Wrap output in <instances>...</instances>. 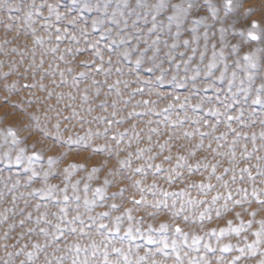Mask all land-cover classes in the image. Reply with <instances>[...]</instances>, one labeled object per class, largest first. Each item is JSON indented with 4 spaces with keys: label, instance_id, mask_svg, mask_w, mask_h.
I'll use <instances>...</instances> for the list:
<instances>
[{
    "label": "rangeland",
    "instance_id": "374dc122",
    "mask_svg": "<svg viewBox=\"0 0 264 264\" xmlns=\"http://www.w3.org/2000/svg\"><path fill=\"white\" fill-rule=\"evenodd\" d=\"M28 11L32 17L26 21ZM169 16L174 19L169 21ZM94 19L102 21L95 28ZM153 23L156 27L149 32ZM157 38L156 63L163 61L161 66L168 70L163 83L155 80L158 69L145 71L149 63L135 68L138 52L130 58L119 55L150 46ZM210 62L215 65L211 71ZM173 76L176 81L170 82ZM262 85L264 0H233L227 14L224 0H0V264H104L105 251L107 259L118 264H125V255L131 264L139 257H145L140 264H261L264 233H255L264 221V204L258 202L264 201V175L257 167L264 170ZM160 144L165 145L163 151ZM149 148L137 154V149ZM178 155L186 157L183 167H177ZM198 162L199 170L190 172L188 165ZM69 164L82 167L70 169L65 180ZM212 164L217 167L210 175ZM156 165L161 171L155 172ZM245 167L248 172L242 173ZM225 168L234 171L225 173ZM200 184L213 187L201 189ZM165 191L177 195L164 197ZM229 194V210L217 216L216 209ZM214 196L219 197L215 204ZM142 198L147 203H135ZM161 199L168 207H153ZM182 202L183 211L177 215ZM228 221L232 227L243 221L244 227L239 234H220ZM161 224L168 225L166 231H158ZM176 226L187 234L186 241L175 233ZM114 228L119 231H110ZM194 236L200 237L196 245ZM224 245L230 246L228 251Z\"/></svg>",
    "mask_w": 264,
    "mask_h": 264
},
{
    "label": "snow or ice",
    "instance_id": "6c2138e0",
    "mask_svg": "<svg viewBox=\"0 0 264 264\" xmlns=\"http://www.w3.org/2000/svg\"><path fill=\"white\" fill-rule=\"evenodd\" d=\"M232 5H233V0H224V9H225V13H226V14H227L229 11H231V9H232ZM105 7H106V6H105ZM172 7H173V8H178L179 5H173ZM189 7H192V5L189 4ZM48 8H49V13H51V12L53 11V6H52V5H49ZM17 10H19V9H17ZM210 10L213 12V15L215 16V10H213V9H210ZM248 11H251V9H249ZM246 14H247V13H246ZM31 17H32V12H31V11L26 12V14H25V20H26V21H27V20H30ZM60 18H61V15H60V14H57V20H59ZM173 19H174L173 16H169V17H168V20H169V21H171V20H173ZM153 21H155V16H153ZM101 22H102V21H97V20L94 19L93 22H92V25H93V27L95 28V27L97 26V24H98V23H101ZM69 23H70V24H71V23H75V20H71V21H69ZM196 23H198V21H193V24H196ZM155 27H156V25H155V23H153L152 28H150L148 31H149V32H152V31L155 29ZM256 27H257L256 23L253 22V24H252V28H256ZM191 30H192L193 32L196 31V29H195L194 27H193ZM57 31L59 32L60 30L57 29ZM65 31H67V30L65 29ZM221 31L223 32V29H221ZM241 34H242V33H241ZM174 35H177V36H178L179 33L177 32V33H175ZM249 35L252 36L253 39H256V37L252 34L251 31H249ZM36 39L39 40V38H36ZM60 39H61V37H60V36H57V40H60ZM72 39H75V37L73 36ZM193 39H196V37L194 36ZM121 42H124L123 39H122ZM158 43H159V38H157V39H155V40H152V41H151V45H150V46H146V47L143 48V49H136V48H133L132 50H125V51L119 53V55L122 56V57H125V58H130L131 55L133 54V51L138 52V54L136 55V59L133 61L134 65H135V68H136V69H139V68H141V67L143 66V64H144L145 62L149 63L150 66H149L147 69H145V71H146L147 73L151 74V73H154V72L158 69L159 72H160V74H159L158 76H155V80H156L157 82H161V83H163V82L165 81V76H166V73H167L168 70L165 69V68H163V67L161 66L162 63H163V61H160V63H156L157 54L159 53V48H156V47H153V46H155V45L158 44ZM183 43H184L185 45H187V44L189 43V41H188V40H185ZM145 44L147 45V44H148V41H145ZM170 47L175 48L176 45L173 44V45H171ZM150 50L152 51V55H151V56H148L147 54H148V52H149ZM51 51L55 52L56 49L53 48V49H51ZM69 51H70V49H69ZM98 54H99V53H97V55H98ZM214 55H215V54H214ZM171 58H172V57L169 55V60H171ZM61 59H63V57H61ZM214 66H215L214 63H213V62H210V63L208 64V66H207V67H208V70L211 71V69H212ZM178 67H179V65H177V68H178ZM69 71H71V70L69 69ZM118 71H119V69H118ZM206 74H207V73H206ZM5 75H7V74H5ZM79 75H80V76H83L84 73H80ZM233 75H235V74L233 73ZM61 76H63V73H61ZM220 78H221V79L223 78V73H221V77H220ZM74 79H75V78H74ZM193 79H194V77H193ZM175 81H176V77L173 76V77L171 78V81H170V82H175ZM144 82H145V83H148L149 81H144ZM117 83H119V81H117ZM229 85H231V81H229ZM5 87H8V86L6 85ZM110 87H111V86H110ZM261 87H264V85H262ZM135 91H142V89H137V90H135ZM83 99L87 100V97L85 96V97H83ZM258 99H259V97L257 98V100H258ZM138 103H140V102H138ZM143 103L146 104V103H148V101H143ZM101 106H103V105H101ZM113 107H115V104H113ZM195 107H199V105H196ZM134 114H136V113H129L130 116H131V115H134ZM112 115L115 116L116 113L113 112ZM227 119H228V120H232V119H234V117H228ZM109 123H111V121H109ZM204 123L207 124L208 122L205 121ZM212 127H213V129H214V128H215V125H213ZM8 131H9V135L13 136V141H12V142H13V143H16L17 141H16V139H15V133L12 131V129H9ZM150 131H151V132H156L157 130H156V129H151ZM121 135H123V133H122ZM185 135H191V133H185ZM200 135H201V136H204V135H206V133H200ZM222 135H225V134H222ZM239 135H240V134L237 133V136H239ZM261 135H262V137H264V133H262ZM79 139H83V138H79ZM149 139H151V137H149ZM217 139H219V138H217ZM253 139H255V137H253ZM67 143H70V144L73 143L71 137L68 138ZM233 143H235V141H233ZM201 146H202V141H201L200 144L196 145L197 148H199V147H201ZM159 147H160L161 151H163L164 148H165V145H164V144H160ZM209 147H210V145H209ZM101 150H102V149H101ZM146 150L150 151V148H149V149H137V154L139 155L140 153H143V152L146 151ZM21 151H23V150H21ZM215 151H216V150L213 149V152H215ZM33 155H35V153H33ZM189 155H194V152H189ZM221 155H223V154L221 153ZM243 155L247 156V155H249V154H248L247 152H245ZM129 156H131V153H129ZM149 159H152V157H149ZM165 159H166V160L171 159V156H166ZM231 159H232V160L235 159V152H232V153H231ZM257 159H260V158L258 157ZM48 162H49V165H51V164L53 163V158H52V157H49V161H48ZM184 162H186V157H185V156H180V155H178V156H177V167H183V166H184ZM120 163H121V165H123V164L125 163V161H121ZM77 167H82V166H80V165H76V164H69V165L64 169L65 180H67L68 176L71 175L70 169H75V168H77ZM152 167H153V166H152L151 164L148 165V168L151 169ZM200 167H201V165H200V163L198 162L196 165H188V170L191 172V171L193 170V168L199 170ZM203 167H204L205 169H207V168L209 167V165L205 163V164H203ZM216 167H217L216 164H212V165H211V173H210V175L215 174V172H216ZM257 167H258V174H260V175H264V170H259V166H257ZM230 170H233V171H234V169L225 168V169H224V172L227 173V172L230 171ZM92 171L95 172V171H98V169L93 168ZM134 171H135V172H142V171H144V169H143V168H136V169H134ZM159 171H161V167H160V165H156V166H155V172H159ZM172 171H175V169H172ZM240 171H241L242 173H243V172H248V168H247V167L242 168V169H240ZM33 175H36V174L33 173ZM176 175L178 176V175H180V174H179V173H176ZM47 176H48V173L46 172V173H45V179L47 178ZM31 178H32V177H29V179H31ZM168 179H169V181H171V180L173 179V177H172V176H169ZM216 179H217V180H221V179H222V176H216ZM232 179H233V181H235V179H236L235 175H233ZM249 179H253L251 173H249ZM108 183H109V181H108V180H105V184H108ZM139 183H140L139 181H136V184H137V185H139ZM55 187H56V185H49V186H48L49 189H53V188H55ZM85 187H87V186H85ZM154 187H155V185L153 184V185L149 188V190H151V188H154ZM198 187L201 188V189H204V188H211V187H213V185H211V184H207V185H205V184H200V185H198ZM224 187L227 188V182H225ZM73 189L75 190V185H73ZM41 191H43V190H42V189H34V192H37V193H38V192H41ZM62 191H63V190H62ZM100 191H101V189H99V188L96 189V192H97V193H99ZM141 191H143V189H141ZM238 191H242V190L238 189ZM122 192H123V189H121V193H122ZM162 194H163L164 197L177 195L176 193H170V192H166V191L163 192ZM183 194H184L183 191H181V193H179V195H181V196H182ZM113 195L115 196L116 193H113ZM252 196H253V197H256V196H257V192H256L255 190H253V192H252ZM218 198H219L218 196H214V197L212 198V203L215 204ZM14 199H15V198H14ZM224 199H225L226 203H225L224 205H222L221 208H217V209H216V215H217V216H220V214H221V210H223V211H228V210H229V209H228V205H227V201H228V200H231V195L229 194L228 196L224 197ZM67 200H68V197H67V196H64V201L66 202ZM258 202L261 203V204H264V201H258ZM85 203L87 204L88 201L85 200ZM135 203L140 204V203H147V202L144 201L143 198H142V199L139 200V201H135ZM188 203H193V201L190 200V201H188ZM200 203H202V201H201ZM233 203H234V204H240V203H242V201H241V200H235V201H233ZM161 206H163L164 208H167V207H168L167 201H166L165 199L157 200V201H155V202L153 203V207H155V208H160ZM39 207H40V205L37 204V205H36V208H39ZM111 207L115 208L116 205H112ZM172 207H173V209H175V201L173 202ZM183 207H184V205H183V202H182L180 210L177 211L175 214L178 215L179 212L183 211ZM6 211H7V210H6ZM127 211H128V212H131V209H128ZM207 211H210V209L206 208V209H205V212H207ZM60 212H61V213H65V217H62V218H66V212H65V209H64V208H61V209H60ZM30 215H31V214H29V216H30ZM53 215H55V213H53ZM100 215H101V216H106V215H108V214H107V213H101ZM252 215H254V213H252ZM203 217H204V213H201V219H203ZM237 218H239V214H238V213H237ZM42 219H44V214H42L40 217H38V222H39V220H42ZM78 219H79V215L73 217V220H78ZM115 219L118 221V220L120 219V217H116ZM129 219H132V217L129 216ZM187 219H188V218L185 217V220H187ZM20 223L23 224V221H21ZM248 223L251 224V221H249ZM259 223H261L262 227H261V230H260V231H258V232L255 233V235H256L257 237H259V236L261 235V233H264V221H260ZM228 225H229V226H228L227 228H222V229H220V234H223V233L228 232V231H233V232L239 234L240 231L242 230V228L244 227V222L241 221V223H240L239 226H237V227H232V222H231V221H228ZM10 227H11V225H10ZM104 227H107V226H106V225H100V228H104ZM149 227L151 228V226H149ZM55 228H56L57 231H61V229H60V225H59V224L55 225ZM167 228H168V225H167V224H161V225H160V228L158 229V231H162V232H163V231H166ZM29 231H32V229H29ZM40 231H41L42 233H44L45 235H47V232H46L45 229L42 228V229H40ZM72 231H76V229H72ZM81 231H83V229H81ZM110 231L118 232L119 229H118V228H114V229H111ZM213 232H215V230H213ZM130 233H131V229L128 230V233H127V234H130ZM175 233L184 235V237H185V241H186V239H187V234H186V233H182V232H181V229H180L179 226H176V228H175ZM199 240H200V237H196V236H194V237H193V245H196V244L199 242ZM148 241H149V243H152V242H153L151 237H148ZM258 242H259V240L255 241L254 243H258ZM33 247H34V248H39L40 245H38V244H34ZM93 247L95 248V244L93 245ZM167 247H168V245H167V243L165 242V243H164V248H167ZM248 247L251 249V248L253 247V245H248ZM175 248H176V242L173 241V251H175ZM205 248L211 250V249H210V246H209L208 244H205ZM229 248H230L229 245H224V246H223V250H224V251H228ZM77 250L79 251V246H78V245H77ZM112 250H113V252H116V253H120V252H121V249H118V248H113ZM158 251H163V249H158ZM239 251L242 253L244 250H243V249H239ZM164 254L167 255L166 252H165ZM28 255H29V257H31L32 254H31V253H28ZM107 255H108V253H107V251H105V252H104V256H105L104 264H118V262L109 261V260L107 259ZM123 259H124L125 264H131V262L128 260V257H127L126 255L123 257ZM143 259H145V257H139L138 260H137V262H136V264H140V261L143 260ZM179 259H180L179 254H177V261H179ZM217 259H219V257H218ZM238 259H239V257H234V260H238ZM73 264H76V262L74 261ZM84 264H87V261H85ZM152 264H158V262H157V261H152ZM193 264H195L194 261H193ZM229 264H233V262H229ZM261 264H264V261H262Z\"/></svg>",
    "mask_w": 264,
    "mask_h": 264
}]
</instances>
